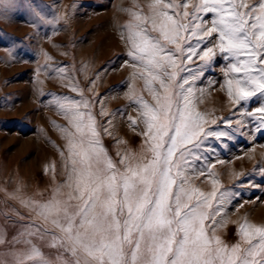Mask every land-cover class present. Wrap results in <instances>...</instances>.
<instances>
[{"label":"snow or ice","instance_id":"snow-or-ice-1","mask_svg":"<svg viewBox=\"0 0 264 264\" xmlns=\"http://www.w3.org/2000/svg\"><path fill=\"white\" fill-rule=\"evenodd\" d=\"M147 8V13L123 9L131 19L121 25L133 79L143 80V91L151 97L145 99L129 84L126 95L138 117L128 120L133 127L138 119L143 124L140 153L118 152V162L109 155L102 132L112 135V120L98 122L95 97L84 95L74 67L45 63L37 69L67 81L65 86L80 98L40 90L42 102L46 96L67 121V127L56 125L66 140L67 157L60 152L65 179L40 199L11 194L30 217L15 213L20 231L13 243L24 247L8 253L11 264H264V224L245 217L239 240L231 245L218 235L226 223L222 214L240 194L221 190L212 168L225 161L209 163L216 149L208 141L231 140L233 133L206 128L216 125V119L196 104L205 91L197 81L215 83L207 74L217 52L223 54L227 64L221 87L236 106L233 117L239 112L248 118L235 120L236 131L264 133V0H152ZM40 19L54 25L59 17ZM9 54L14 56L11 49ZM44 57L52 59L47 53ZM194 57L202 62L195 69L187 64ZM257 97L260 106L248 110L247 102ZM99 115L109 113L102 107ZM221 119L227 126L233 123ZM199 176L211 181L212 191L195 186L193 179ZM34 240L56 249V259H49Z\"/></svg>","mask_w":264,"mask_h":264},{"label":"rangeland","instance_id":"rangeland-1","mask_svg":"<svg viewBox=\"0 0 264 264\" xmlns=\"http://www.w3.org/2000/svg\"><path fill=\"white\" fill-rule=\"evenodd\" d=\"M151 2L0 0V230L4 234L0 260L11 264L8 253L24 247L13 243V237L20 231L15 223L19 216L15 213L30 218L28 209L11 194L18 191L25 198L35 195L40 199L65 179L66 140L56 125L67 127V121L47 103L46 96L42 102L40 90L45 94L80 97L65 86L67 81L49 78L45 72L38 73V68L45 63L74 67V75L84 89V95L89 100L95 97L93 112L98 122L106 124L112 120L108 125L112 135L102 132V142L114 160L119 161L118 152L142 151L144 138L140 132L143 124L138 119V125L133 127L128 120V116L138 117L133 110L135 105L126 95L129 84L134 83L145 99L150 101L151 97L143 91V80L133 79L135 69L130 66L128 45L121 39V25L131 19L130 13L123 9H142L147 13V5ZM247 2L254 4L258 0ZM134 4H139L140 9L134 8ZM54 15L59 17L54 25L40 19V16L51 18ZM9 49L14 56L9 54ZM44 53L52 59L46 61ZM222 55L217 52L212 71L207 74L215 83L210 84L207 78L197 81V87H203L205 91L196 104L200 111L210 113L211 118L216 119V125L208 124L206 128L233 133L231 140L220 142L210 138L208 141L216 149L214 155H209V163L213 159L225 161L212 168L218 175L221 190L240 194L222 214L226 223L218 229V235L231 245L238 242V227L245 217L252 223L264 224V133H252L251 128L243 134L236 131L239 126L235 120L248 118L241 117L239 112L235 117L232 115L236 106L228 99L226 88L221 87L227 64ZM201 63L197 57L187 62L193 69ZM93 80L95 85L91 83ZM89 87L93 89L91 92ZM245 106L248 110L254 109L260 106V100L253 98ZM102 107L109 115H99ZM119 109L124 110L123 114L117 111ZM114 112L113 117L111 113ZM221 118H232V125H225ZM61 151L65 158L61 157ZM193 183L205 192L212 191L211 181L206 176L194 177ZM27 222L28 219L20 221L21 224ZM34 243L49 259L55 260L59 254L44 241L34 240Z\"/></svg>","mask_w":264,"mask_h":264}]
</instances>
